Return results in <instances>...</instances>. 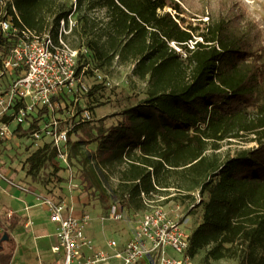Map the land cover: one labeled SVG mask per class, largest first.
Masks as SVG:
<instances>
[{"label":"trees","instance_id":"obj_1","mask_svg":"<svg viewBox=\"0 0 264 264\" xmlns=\"http://www.w3.org/2000/svg\"><path fill=\"white\" fill-rule=\"evenodd\" d=\"M14 4L23 25L38 32L51 24L57 32L75 11L82 25L70 34L78 38L72 47L79 49L86 37L99 68L118 60L148 83L147 98L125 109L116 126L68 142L71 154L84 160L83 182L106 202L111 196L97 170L120 168L114 195L128 210L143 206L142 193L164 203L174 200L171 189L193 199L197 193L203 219L189 237L187 255L208 250L207 260L264 264V67L248 62L256 56L248 38L224 20L194 26L176 0H76L66 11L58 0ZM95 11L104 17L95 18ZM245 136L256 146L220 158L222 142ZM93 143L96 153L82 150ZM58 155L51 145L38 149L25 161L27 175L35 178L47 164L57 175Z\"/></svg>","mask_w":264,"mask_h":264},{"label":"built area","instance_id":"obj_2","mask_svg":"<svg viewBox=\"0 0 264 264\" xmlns=\"http://www.w3.org/2000/svg\"><path fill=\"white\" fill-rule=\"evenodd\" d=\"M75 26L71 15L60 22L57 32H38L23 25L14 0H0V139L25 125L26 130L37 127L32 137L47 136L63 157L69 133L94 120L93 112L81 106L89 93L88 68L80 65L85 51L72 47L67 38ZM12 121L17 129L10 133ZM142 197L146 201V195ZM42 204L57 227L58 243L52 251L61 258L58 264H111L113 259L122 264H192L187 255L190 235L161 206L139 216L135 234L123 245L114 239L103 248L87 234L88 214L75 215L65 203L51 198ZM109 213L112 220L124 219L118 205H111Z\"/></svg>","mask_w":264,"mask_h":264},{"label":"rangeland","instance_id":"obj_3","mask_svg":"<svg viewBox=\"0 0 264 264\" xmlns=\"http://www.w3.org/2000/svg\"><path fill=\"white\" fill-rule=\"evenodd\" d=\"M58 1L65 11L72 6L75 7L76 3V0ZM176 1L184 11L183 17L194 26H199L200 23L207 24L224 20L232 28L237 29L253 45V52L256 56L248 57V62L257 60L264 67V0ZM71 15L76 21L77 28L80 27L82 24L77 21V13L73 11ZM91 15L101 19L104 17V12L95 11ZM52 21L53 19L50 20V22ZM48 30L52 33L56 32L53 24ZM201 32L202 30L199 31V33ZM77 39L74 35L68 36V41L71 45H74ZM86 40L87 38L83 37V44L80 48L84 49L85 52L80 65L86 64L88 68L85 80L89 87V93L87 96L82 97L81 106L83 109H89L93 112L94 120L86 125L83 131L72 132L73 134L69 137L71 143L78 140H88L87 133L93 131L96 134V129L100 126H104L106 129L116 126L121 122L122 112L125 109L135 106L147 98L148 83L134 76L133 65H122L116 60L111 67L99 68L92 53L84 45ZM173 47L179 50L175 45ZM260 95L264 96V80L260 86ZM253 109V107H248L249 111H253ZM25 127L27 129L28 125H25ZM34 128L37 129V127H32L30 130L25 129L23 134L12 136L17 143L16 145H10L7 148V152L2 151L1 155L4 156L1 159L3 166L5 168L9 167L17 174L22 175L21 182L35 187L42 197L51 198L55 202L65 203L69 209L73 210L75 215L88 214L91 219L87 227V234L96 246L107 247V241L114 239L123 245L124 243H122V238L119 234L123 233L124 237L130 236L131 238L135 234L136 222L139 216L152 207L158 206L159 202L156 199L163 201L160 204L163 205L164 212L169 219L180 224L187 234H190L202 222L203 207L200 203L201 198L197 193L193 199L187 193H177L176 190L171 189L169 193L173 197V201L164 203L165 198L154 195L150 200L146 199V201L142 197L144 203L139 209L128 210L122 208L121 198L114 195V190L118 186L120 177V168L118 167L97 170L104 187L111 196L104 202L95 188H91L83 182L81 173L84 168V160L81 156L74 157L71 154L70 143L65 147L63 157H57L54 162V165L60 169L57 175H53V166L47 164L35 178L28 176L27 168L24 169L26 159L38 149L43 148L45 145H50V139L47 136L40 138V140L32 137ZM252 138L253 136H245L238 140L224 141L217 153L220 154L221 159L235 156L240 150L256 146V143L250 142ZM0 141L5 142V139H0ZM97 149L98 143L82 147L84 152L88 151L93 154L96 153ZM93 165H96V162H93ZM19 169H22V173L17 172ZM58 177H61L62 181H59ZM14 180V178L10 179L12 182ZM42 202L43 199L40 197L37 201H34V204ZM111 205H118L121 208L124 214L122 221H115L110 218L109 210ZM27 213L37 223L45 221L47 217V213L41 209H32L25 212V214ZM123 241L126 242V240ZM207 252L208 250L200 251L192 258V264H239L236 258H227L220 261L207 260Z\"/></svg>","mask_w":264,"mask_h":264},{"label":"crops","instance_id":"obj_4","mask_svg":"<svg viewBox=\"0 0 264 264\" xmlns=\"http://www.w3.org/2000/svg\"><path fill=\"white\" fill-rule=\"evenodd\" d=\"M15 129L16 122H10V133ZM25 129L26 127H23L13 135L23 134ZM13 135H9L5 142L0 141V264H58L61 258L52 251V247L58 243L57 227L50 221L47 207L42 203L34 204L38 198L41 197L44 201L46 197H42L35 187L22 183V175L9 167L5 168L1 161L4 158L2 151L7 152L10 145L17 143L12 138ZM17 172L22 173V169ZM12 178L15 179L14 182L10 181ZM32 209H41L47 213L46 220L38 223L33 221L29 213L25 214ZM119 235L123 240L130 239V236L124 237L123 233ZM5 236H8L7 240H4ZM122 239V243H125ZM9 255L11 257L8 261ZM111 264L122 263L113 259Z\"/></svg>","mask_w":264,"mask_h":264},{"label":"water","instance_id":"obj_5","mask_svg":"<svg viewBox=\"0 0 264 264\" xmlns=\"http://www.w3.org/2000/svg\"><path fill=\"white\" fill-rule=\"evenodd\" d=\"M0 226H1V223H0ZM7 239H8V236H5V237H4V240H7Z\"/></svg>","mask_w":264,"mask_h":264}]
</instances>
